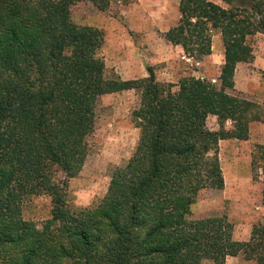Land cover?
Returning a JSON list of instances; mask_svg holds the SVG:
<instances>
[{
    "label": "trees",
    "instance_id": "16d2710c",
    "mask_svg": "<svg viewBox=\"0 0 264 264\" xmlns=\"http://www.w3.org/2000/svg\"><path fill=\"white\" fill-rule=\"evenodd\" d=\"M78 1L0 0V264L254 260L251 243L264 229L254 226L247 241H234L224 216H188L200 190L222 189L219 141H245L251 123L264 124V104L226 92L233 90L235 66L252 59L246 39L264 34V0H214L223 6L178 0V22L164 39L199 60L210 54L215 30L223 60L217 87L188 76L173 91L149 67L138 79L106 77L96 55L101 33L70 20L69 8ZM88 1L99 11L108 3ZM125 90L139 93L131 113L139 132L135 148L111 173L100 202L72 211L67 181L87 155L95 101ZM208 116L215 117L216 130L206 127ZM255 150L264 167V145ZM40 194L51 208L38 229L21 219L20 204Z\"/></svg>",
    "mask_w": 264,
    "mask_h": 264
},
{
    "label": "rangeland",
    "instance_id": "374dc122",
    "mask_svg": "<svg viewBox=\"0 0 264 264\" xmlns=\"http://www.w3.org/2000/svg\"><path fill=\"white\" fill-rule=\"evenodd\" d=\"M214 3L223 6L218 1ZM70 20L78 26L97 29L102 36V44L96 55L103 62L106 77L133 80L147 76L149 67L157 82L175 85L183 78L192 76L218 86V74L223 60L220 35L210 30V58L192 59L180 46L171 45L164 39V33L174 27L179 19L178 0H108L103 11H99L90 1L81 0L69 8ZM253 49L264 51V34L256 33L246 39ZM175 48L181 53L175 54ZM252 56V55H251ZM211 62H207V59ZM251 61V60H250ZM249 61V62H250ZM241 63L235 74V87L226 90L230 95L254 101L251 93L264 92L256 89V81H264V71L248 70V82ZM261 98V97H260ZM139 93L125 90L97 97L94 105L93 130L86 137L87 155L80 172L67 181L66 201L70 210L94 207L104 197L111 173L121 167L132 154L138 129L131 121V113L138 107ZM209 117V116H208ZM206 118L209 130H216L214 120ZM230 129V123H224ZM251 130L255 128L250 124ZM264 131L262 132V134ZM233 139L219 141L218 163L221 171L222 189L200 190L195 202L190 206L189 220L224 216L232 225L236 237H245L252 227L264 229V167L255 150L257 144ZM62 174L56 173L55 180ZM50 200L43 194L29 196L20 204V217L31 222L36 228L50 217ZM254 237L251 254L258 264H264L263 233ZM250 236V233H249ZM262 244V245H261Z\"/></svg>",
    "mask_w": 264,
    "mask_h": 264
},
{
    "label": "crops",
    "instance_id": "0c3cea01",
    "mask_svg": "<svg viewBox=\"0 0 264 264\" xmlns=\"http://www.w3.org/2000/svg\"><path fill=\"white\" fill-rule=\"evenodd\" d=\"M181 53V50L178 49V48H175V54H179ZM251 55H252V59L250 62H247L245 63V67L242 68L243 70V74H244V78H245V87H247L249 84L248 80V70L250 69H254L255 71H258V70H261V71H264V51H262L261 48H258V49H253L252 52H251ZM209 58L211 57L210 55L208 56ZM207 59V62H211L210 59ZM241 63H238L236 66H235V70H234V73H233V85L235 87V72L237 70V68H239L238 66L240 65ZM240 69V68H239ZM256 89L258 88H261L263 90L264 88V81L260 80V81H256V85H254ZM251 95L254 97L252 98L254 101H257V102H264V92H253L251 93ZM261 97V98H260ZM208 118H210V120H214L215 117L213 116H209ZM251 125L254 126L255 130L252 131L251 130V127L249 125V131H248V138H247V142L248 143H254V144H258V145H264V133L262 134V132L264 131V124L262 123H251ZM232 143L233 142H236L237 140H231ZM221 142H224V141H221ZM220 144V143H219ZM263 210V215H264V208H262ZM247 234L245 235V237H241V238H238L236 236V233L233 231L231 233V238L232 240L234 241H247L249 239V229L247 230L246 232ZM199 264H211L210 261L208 260H202ZM224 264H255L253 261L251 260H245L243 259V257L241 255H236V256H227L224 260Z\"/></svg>",
    "mask_w": 264,
    "mask_h": 264
}]
</instances>
